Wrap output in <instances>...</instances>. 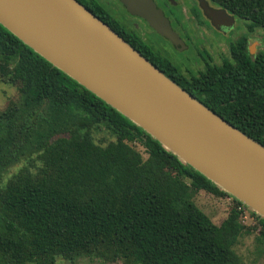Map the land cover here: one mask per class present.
Wrapping results in <instances>:
<instances>
[{
  "label": "trees",
  "instance_id": "1",
  "mask_svg": "<svg viewBox=\"0 0 264 264\" xmlns=\"http://www.w3.org/2000/svg\"><path fill=\"white\" fill-rule=\"evenodd\" d=\"M78 1L123 37L105 4ZM208 1L246 21L251 32L264 31V0ZM239 44L242 55L248 54V38ZM140 53L191 93L172 62L159 65ZM260 60L257 71L245 67V72L254 79L262 104L264 53ZM0 81L16 87L20 97L0 114V264L80 258L123 264H243L236 246L257 231L255 240L264 247V218L1 24ZM197 86L206 97L203 104L264 145V111L249 118L241 114L240 103L230 102L238 91L225 93L220 83ZM101 133L107 137L98 143L95 135ZM200 191L232 199L221 225L194 202ZM245 211L258 227L242 222Z\"/></svg>",
  "mask_w": 264,
  "mask_h": 264
},
{
  "label": "water",
  "instance_id": "2",
  "mask_svg": "<svg viewBox=\"0 0 264 264\" xmlns=\"http://www.w3.org/2000/svg\"><path fill=\"white\" fill-rule=\"evenodd\" d=\"M118 1L162 37L180 40L154 0ZM200 3L213 20L229 17ZM0 24L264 218V145L170 79L78 0H0Z\"/></svg>",
  "mask_w": 264,
  "mask_h": 264
},
{
  "label": "flooded vegetation",
  "instance_id": "3",
  "mask_svg": "<svg viewBox=\"0 0 264 264\" xmlns=\"http://www.w3.org/2000/svg\"><path fill=\"white\" fill-rule=\"evenodd\" d=\"M114 1L131 20H121L114 7L109 8L117 20L114 24L123 37L135 44L138 51L156 60L159 65L165 66V61L172 62L178 68L182 81L189 84L191 94L197 99L201 101L206 98L198 84L220 83L224 85L225 93L238 91L233 93L230 102L240 103L241 114L250 118L264 111V101L261 104L254 79L245 72L247 71L245 67L257 71L259 66L263 65L260 55L264 53V39L262 36L259 37V33L251 32L246 21L227 10L229 17L213 20L204 12L201 0H197L191 6L181 5V15L175 13V8L180 5L179 0H154L180 38L174 44L159 35L141 17L129 14L118 0ZM206 1L212 9H223ZM244 37L248 38V54L242 55L239 43ZM155 43H158L160 48ZM259 43L260 47H256L255 44ZM170 52L182 55L185 59L176 61ZM210 91L213 95L217 89Z\"/></svg>",
  "mask_w": 264,
  "mask_h": 264
},
{
  "label": "rangeland",
  "instance_id": "4",
  "mask_svg": "<svg viewBox=\"0 0 264 264\" xmlns=\"http://www.w3.org/2000/svg\"><path fill=\"white\" fill-rule=\"evenodd\" d=\"M102 4H105L107 8L114 7V9L119 13V18L124 21H131L126 12L120 7L114 0H99ZM176 1V0H175ZM197 0H179V7L175 8V13L181 15L182 9L181 5H193ZM111 10V9H110ZM246 23V22H245ZM259 37L264 34V31H259ZM158 45V43H155ZM259 44H255L256 47H260ZM161 47L163 45L160 44ZM160 48V47H159ZM171 57L176 61H182L185 59L184 56L175 55L170 52ZM19 92L16 87L7 85L0 81V114L7 108L10 101H18L19 100ZM105 136L103 133L95 135L96 142L100 143ZM107 141H104L106 144ZM140 151L144 153V149L142 147L138 148ZM22 165H18L9 170L7 174L4 175V181H6L9 177L12 176L14 172L18 170ZM194 202L196 205L206 213L212 221L216 225H221L223 221L227 218L232 206L233 201L229 197H218L213 194L207 193L205 191H200L196 194L194 198ZM242 222L247 226L258 227L257 220L250 215L248 211H245L242 217ZM258 233V231H257ZM255 232L253 235H246L243 238L239 239V243L236 246L237 253L242 257L243 264H264V247L256 242ZM57 264H123L122 262L117 263H105L98 259H90V258H80L74 262H69L66 260L59 259Z\"/></svg>",
  "mask_w": 264,
  "mask_h": 264
}]
</instances>
